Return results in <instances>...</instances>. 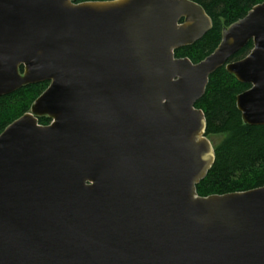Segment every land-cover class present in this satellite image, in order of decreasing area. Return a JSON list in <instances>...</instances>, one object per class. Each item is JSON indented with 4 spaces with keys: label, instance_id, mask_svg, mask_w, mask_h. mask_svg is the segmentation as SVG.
<instances>
[{
    "label": "water",
    "instance_id": "95a60500",
    "mask_svg": "<svg viewBox=\"0 0 264 264\" xmlns=\"http://www.w3.org/2000/svg\"><path fill=\"white\" fill-rule=\"evenodd\" d=\"M77 1L0 0V97L49 83L0 135V264H264V187L198 196L196 108L225 67L264 126V2L194 64L175 52L212 30L199 4Z\"/></svg>",
    "mask_w": 264,
    "mask_h": 264
},
{
    "label": "trees",
    "instance_id": "16d2710c",
    "mask_svg": "<svg viewBox=\"0 0 264 264\" xmlns=\"http://www.w3.org/2000/svg\"><path fill=\"white\" fill-rule=\"evenodd\" d=\"M113 0H78L104 2ZM206 11L213 28L200 41L175 52L176 58H189L198 64L210 56L219 46L224 28L243 19L264 0H191ZM253 49L250 42L233 57V61L245 58ZM22 71V69H21ZM49 83L26 86L17 92L0 97V135L13 122L31 111L37 98ZM251 88L229 74L225 67L218 69L209 80L205 95L196 104L207 121V137L223 136L214 146L216 160L207 177L197 186L200 197L246 192L264 187V126H250L243 122L237 108V97ZM41 125H49L47 117L39 119Z\"/></svg>",
    "mask_w": 264,
    "mask_h": 264
},
{
    "label": "rangeland",
    "instance_id": "374dc122",
    "mask_svg": "<svg viewBox=\"0 0 264 264\" xmlns=\"http://www.w3.org/2000/svg\"><path fill=\"white\" fill-rule=\"evenodd\" d=\"M31 112V111H30ZM40 119V118H39ZM211 141V143L213 144V146L218 145L223 139V136H210L208 137Z\"/></svg>",
    "mask_w": 264,
    "mask_h": 264
}]
</instances>
